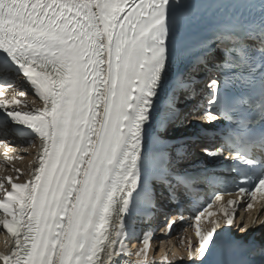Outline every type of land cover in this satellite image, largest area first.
<instances>
[{
	"label": "snow or ice",
	"instance_id": "obj_1",
	"mask_svg": "<svg viewBox=\"0 0 264 264\" xmlns=\"http://www.w3.org/2000/svg\"><path fill=\"white\" fill-rule=\"evenodd\" d=\"M206 2L0 0V71L43 102L0 85V110L38 138L29 178L0 180V264H154L150 233L124 259L129 227L196 195L209 164L264 208V0ZM220 210L196 224L188 264H264V216Z\"/></svg>",
	"mask_w": 264,
	"mask_h": 264
},
{
	"label": "bare ground",
	"instance_id": "obj_2",
	"mask_svg": "<svg viewBox=\"0 0 264 264\" xmlns=\"http://www.w3.org/2000/svg\"><path fill=\"white\" fill-rule=\"evenodd\" d=\"M20 91H24L26 93L25 97H17V99L26 100L27 107L29 109L36 108V107H42L43 102L38 98V96L35 95L34 89L31 87L30 83L20 78V84H19ZM23 89V90H22ZM3 97V96H2ZM25 105H20V107H23ZM179 134V131L177 132ZM37 142L33 141L29 145H20L18 143L16 152L9 149L8 153L2 154L0 156V180H3L5 187L10 190L11 184L8 183L7 178L12 177V182H21L24 180H27L29 178V175L32 171V169L36 166L35 161L38 156L37 151ZM14 152V153H13ZM17 169L20 170V173H17ZM4 191L0 189V198H2V195H4ZM6 214L1 209L0 211V219H3ZM10 218V217H9ZM238 222V220H236ZM194 237H190L192 239ZM187 242L185 240L178 241V239L173 236L171 240L168 241L169 244H176L173 246V251L175 253L186 254V245ZM13 244V239L10 233L7 232V230L3 229L2 225H0V252H5L10 250ZM178 247V249H175Z\"/></svg>",
	"mask_w": 264,
	"mask_h": 264
}]
</instances>
